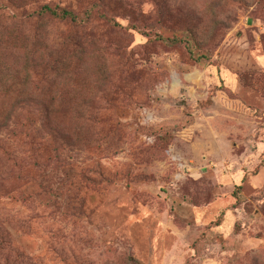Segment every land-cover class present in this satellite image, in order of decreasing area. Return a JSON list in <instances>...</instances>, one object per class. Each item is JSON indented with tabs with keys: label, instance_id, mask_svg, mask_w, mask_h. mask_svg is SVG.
Here are the masks:
<instances>
[{
	"label": "rangeland",
	"instance_id": "obj_1",
	"mask_svg": "<svg viewBox=\"0 0 264 264\" xmlns=\"http://www.w3.org/2000/svg\"><path fill=\"white\" fill-rule=\"evenodd\" d=\"M21 86L0 264H264V0H0Z\"/></svg>",
	"mask_w": 264,
	"mask_h": 264
},
{
	"label": "trees",
	"instance_id": "obj_2",
	"mask_svg": "<svg viewBox=\"0 0 264 264\" xmlns=\"http://www.w3.org/2000/svg\"><path fill=\"white\" fill-rule=\"evenodd\" d=\"M39 15L48 17L53 21H69L75 24L80 21L74 12L59 6L45 5L42 7ZM22 84H25V82ZM3 97L1 96L0 98V132L9 131L11 129L10 127L17 128L21 126L19 114L24 108L21 102L27 100V92H24L21 86L19 89L13 90L12 96L10 94V102L5 101ZM29 98L32 100V97ZM26 124L24 125L26 126Z\"/></svg>",
	"mask_w": 264,
	"mask_h": 264
}]
</instances>
